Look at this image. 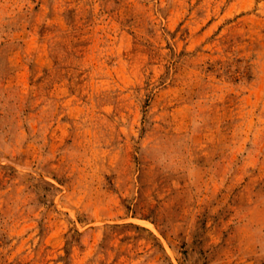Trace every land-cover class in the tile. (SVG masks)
<instances>
[{"label":"rangeland","instance_id":"rangeland-1","mask_svg":"<svg viewBox=\"0 0 264 264\" xmlns=\"http://www.w3.org/2000/svg\"><path fill=\"white\" fill-rule=\"evenodd\" d=\"M0 264H264V0H0Z\"/></svg>","mask_w":264,"mask_h":264}]
</instances>
